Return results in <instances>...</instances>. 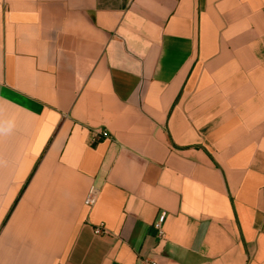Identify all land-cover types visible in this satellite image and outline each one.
<instances>
[{
	"label": "crops",
	"instance_id": "1",
	"mask_svg": "<svg viewBox=\"0 0 264 264\" xmlns=\"http://www.w3.org/2000/svg\"><path fill=\"white\" fill-rule=\"evenodd\" d=\"M145 260L264 264V0H0V264Z\"/></svg>",
	"mask_w": 264,
	"mask_h": 264
},
{
	"label": "built area",
	"instance_id": "2",
	"mask_svg": "<svg viewBox=\"0 0 264 264\" xmlns=\"http://www.w3.org/2000/svg\"><path fill=\"white\" fill-rule=\"evenodd\" d=\"M131 1V0H130ZM110 136L109 132L106 130H98L95 133V137H94V142L99 141L102 138H108ZM97 201V196L95 194V192L90 193V195L87 197L86 201H85V205L88 207H93L96 204ZM165 219H166V215L162 214L160 215V217L158 218V220L155 222L154 224V230L156 231L157 237L160 241L165 240L166 238V232L164 229V223H165ZM95 232L97 235H105L107 233V230L105 228L104 224L99 225L98 227H96ZM141 264H156L153 261H148L145 260L143 263Z\"/></svg>",
	"mask_w": 264,
	"mask_h": 264
}]
</instances>
